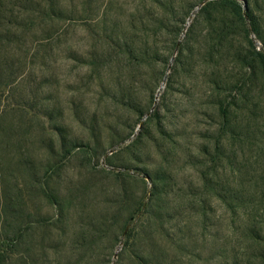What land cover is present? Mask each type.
<instances>
[{
    "label": "rangeland",
    "instance_id": "1",
    "mask_svg": "<svg viewBox=\"0 0 264 264\" xmlns=\"http://www.w3.org/2000/svg\"><path fill=\"white\" fill-rule=\"evenodd\" d=\"M236 1L0 0V264H264V0Z\"/></svg>",
    "mask_w": 264,
    "mask_h": 264
},
{
    "label": "trees",
    "instance_id": "2",
    "mask_svg": "<svg viewBox=\"0 0 264 264\" xmlns=\"http://www.w3.org/2000/svg\"><path fill=\"white\" fill-rule=\"evenodd\" d=\"M223 3L228 4L238 16H242V8L236 0H222ZM215 2H210L213 5ZM262 63H264V54H260Z\"/></svg>",
    "mask_w": 264,
    "mask_h": 264
}]
</instances>
